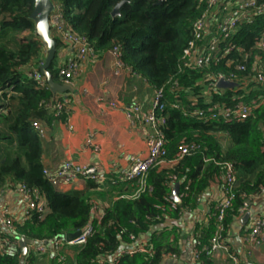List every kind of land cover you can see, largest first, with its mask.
<instances>
[{
	"label": "trees",
	"instance_id": "trees-1",
	"mask_svg": "<svg viewBox=\"0 0 264 264\" xmlns=\"http://www.w3.org/2000/svg\"><path fill=\"white\" fill-rule=\"evenodd\" d=\"M51 1L61 6L68 28L87 40L94 54L118 46L123 66L146 80L154 91L161 90L159 102L163 109L150 107L146 111L164 118L160 130L165 150L160 160L148 168L144 184L134 182L129 189L120 188L99 219L92 220L94 204L89 195L99 183L87 179L85 188L69 193H61L48 183L41 160L43 140L33 123L55 117L59 94L50 91L40 71L46 46L36 35L30 18L34 0H0V192L24 185L39 189L48 201V210L41 219L31 212L26 221L14 222L15 234L0 231V239L4 236L16 242L18 236H25L35 241L52 240L83 230L91 219L93 233L74 248L72 264H109V258L120 247L129 246V234L142 238L150 231L152 235L146 239L150 252L122 256L117 264H160L165 256L177 253L174 239L179 232L173 225L159 228L162 232L154 227L163 222L164 216L173 218L184 209H193L209 188H222L223 164L230 163L235 174L233 197L219 230L220 239L226 242L230 224L246 200L264 190V85L253 80L251 71L256 52L264 57V51L256 46L264 32V14L240 24L231 38V43L248 54L241 63L244 70L228 62L240 59L237 49L206 67L191 68L184 65V50L193 39V24L217 8L207 0H125L116 16L112 11L123 0ZM51 36L56 52L47 70L54 82L62 84L56 58L64 44ZM203 42L198 45L203 46ZM30 72H37L45 86L31 78ZM220 73L235 74L240 85H210ZM252 99L263 102L240 122L203 121L193 114L213 104L234 107L239 101ZM65 116L62 111L59 117ZM185 145L194 149L180 156ZM176 182L180 183L179 204L166 201ZM216 230L212 217L199 234L200 250L207 247ZM25 260L34 264L35 257ZM200 260L201 264H215L213 257L204 253ZM21 263L18 245L9 252L0 251V264Z\"/></svg>",
	"mask_w": 264,
	"mask_h": 264
},
{
	"label": "crops",
	"instance_id": "crops-1",
	"mask_svg": "<svg viewBox=\"0 0 264 264\" xmlns=\"http://www.w3.org/2000/svg\"><path fill=\"white\" fill-rule=\"evenodd\" d=\"M73 53L69 46L62 45L57 53V65H62ZM78 64V71L67 84L71 91L65 93L70 98L65 118L58 116L39 122L43 132L39 135L43 140L41 160L43 169L52 171L69 159L76 165H94L107 172L108 178L98 184V189L89 191L97 207L92 217L99 219L120 188L129 189L134 185L112 184L109 175L120 178L131 158L145 155L146 138L152 127L142 121L132 122L130 112L134 105L148 110L154 100V89L128 67L116 65L112 49L100 55L86 56ZM86 184L85 180L78 179L72 184L58 186L56 190L69 193L82 190ZM222 198V189L212 187L200 196L193 209H184L173 218L164 216L163 222L154 229L162 232L159 228L173 225L179 236L174 239L177 253L165 256L160 264H196L192 259L193 241L209 226L213 205ZM246 202L247 207L234 219L236 224L229 228L226 244L231 252L238 254L237 264H264V242L250 247L241 240V234L249 229L253 218L264 217V190ZM22 208L12 190H6L1 196L0 209H9L18 222L27 220ZM151 235L152 231L147 232L141 239L146 240ZM169 237L173 238V235ZM45 248L47 253L43 256L46 260H38L41 256L33 255L34 264H72L75 247L64 246L58 252L51 245ZM128 248L120 247L109 258V264ZM213 259L215 264H234L224 252Z\"/></svg>",
	"mask_w": 264,
	"mask_h": 264
},
{
	"label": "built area",
	"instance_id": "built-area-1",
	"mask_svg": "<svg viewBox=\"0 0 264 264\" xmlns=\"http://www.w3.org/2000/svg\"><path fill=\"white\" fill-rule=\"evenodd\" d=\"M209 4L215 5L217 8L210 10L204 14V17L193 24V39L189 41L188 47L184 50V65L191 68L194 67H206L209 62H217L225 56L237 49L240 53V59L228 60L229 63H236L238 70H244L243 63L248 54L241 48L231 43L232 36L237 32L238 27L242 23L251 22L255 16L264 14V2L259 3L258 0H207ZM53 4L52 11L49 15V23L51 34L57 36L64 45L69 46L73 55L67 59L63 65L58 67V76L63 81L62 84H68L70 80L75 76L78 71L79 62L86 56L94 55V49L89 42L81 37H78L74 32L68 28L63 16L62 8L59 4ZM203 42V46H199V41ZM222 47H219L221 46ZM260 52L264 51V32L259 36V40L256 43ZM223 48V49H221ZM112 53L116 59V65L123 66L122 61L119 58V47L116 46L112 49ZM253 80L257 83L264 85V57L260 53L253 56L252 68ZM33 78L40 86H45L43 78L37 72H30L28 74ZM220 79L226 81L235 82L240 85L238 78L235 74L225 76V74H218L210 85H216V82ZM161 90L154 91V100L151 107H158L159 110L163 109V104L159 102L161 96ZM263 99H252L250 102L239 101L234 107L224 106L223 104H213L208 110L196 109L193 114L198 119L207 120H221L225 121H243L250 112L257 108ZM70 100L64 94H59L56 98V111L55 117L62 114V111L67 113ZM174 106H176L174 104ZM130 116L133 121H142L149 124L152 127V132L146 138V153L141 157H133L130 160V165L121 174L120 178H116L113 175H109L112 184H134L143 185L145 182L146 172L148 168L160 160L164 154L165 140L160 130V126L164 123L163 117H155L151 111H144L139 105H134ZM33 127L38 135L43 134L40 123L34 122ZM264 134V126L262 127ZM96 149V148H94ZM194 148L183 146L180 152V156L189 153ZM161 163V162H159ZM43 175L48 183L58 187L64 184H72L75 180L92 179L96 183H101L107 179V172L101 171L94 165H76L71 160L67 159L63 164L55 170L43 169ZM223 177L224 183L222 186L223 198L213 205L214 212H212L210 219L213 217L216 222V232L211 237L207 247L199 249L201 242L199 237L193 241L192 244V259L196 264H201L200 256L202 253L210 257H215L220 252H224L226 258L238 263V254L230 251L229 246L225 241L220 239L219 230L221 229V223L227 214L232 197H233V184L235 182L234 170L230 163L223 164ZM188 186H185V190ZM9 190V189H7ZM18 197L21 205L23 206L22 212L25 219H28L30 213H35L38 219H41L48 210V201L46 196L37 188L29 189L24 185H18L12 189ZM140 190H136L137 193ZM6 190L0 192V198ZM130 195L128 197H133ZM170 196L166 199L170 202ZM247 207V202L244 203L242 210ZM97 210V207L93 205L92 214ZM95 219V217H92ZM97 219V218H96ZM18 222L16 216L9 209H0V231H6L11 234H15L14 222ZM93 233L91 222L89 221L85 229L76 238L66 241L64 236L54 238L52 240L37 241V245L28 246L27 255L22 261L28 264L25 260L27 257L33 255L43 256L47 253L46 246L43 241H48L49 245L53 247L55 251L61 250L64 246L77 247L85 243L86 239ZM1 235V233H0ZM22 236L17 237V241H12L8 237L2 236L0 239V251L9 252L12 246L18 245L19 239ZM129 248L120 252L117 257L114 258L111 264H117L119 258L125 255L133 256L137 253H149L150 248L146 240L137 238L133 234H129ZM241 240L244 244L250 247H256L264 242V217L256 216L249 229L241 234ZM19 247V246H18ZM57 251V252H58ZM250 250H248V253Z\"/></svg>",
	"mask_w": 264,
	"mask_h": 264
},
{
	"label": "water",
	"instance_id": "water-1",
	"mask_svg": "<svg viewBox=\"0 0 264 264\" xmlns=\"http://www.w3.org/2000/svg\"><path fill=\"white\" fill-rule=\"evenodd\" d=\"M124 1L125 0H123L113 9L112 11L113 16L119 15V7L122 5ZM52 8H53V4L51 0H34L33 11L30 15V18L34 23V30L36 35L40 38V41L46 46L45 63L40 67V71L45 76L48 84V88L53 94H65L68 91H71L70 86L67 84H60L54 82L50 76V73L47 70V67L54 58L56 52V42L51 36L50 23H49V15L50 12L52 11ZM237 86H238L237 83L226 81L224 79H220L216 82L217 88H235ZM179 192H180V183L176 182L173 185V190L172 193L170 194V199L176 204L180 203ZM234 224H236L235 220L231 222L230 228H232ZM83 230L73 233H66L64 235V239L66 241H70L76 238L78 235H80ZM43 244L48 246L49 242L43 241ZM30 245H37V241L32 240L25 236H22L19 239L18 246L21 251V261H23L24 258L26 257L28 246Z\"/></svg>",
	"mask_w": 264,
	"mask_h": 264
},
{
	"label": "rangeland",
	"instance_id": "rangeland-1",
	"mask_svg": "<svg viewBox=\"0 0 264 264\" xmlns=\"http://www.w3.org/2000/svg\"><path fill=\"white\" fill-rule=\"evenodd\" d=\"M25 34H26V33H25ZM33 42H34V43H37V39H33ZM64 95L66 96V94H64ZM67 98L70 100L69 96H67ZM39 259L46 260V257H45V256H41V257L38 258V260H39ZM55 264H57V263H55Z\"/></svg>",
	"mask_w": 264,
	"mask_h": 264
}]
</instances>
